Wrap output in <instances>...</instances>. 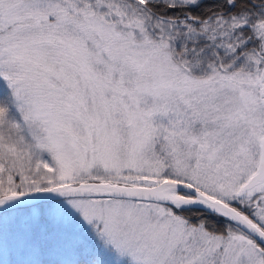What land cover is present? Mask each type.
Here are the masks:
<instances>
[{"label": "snow or ice", "instance_id": "snow-or-ice-1", "mask_svg": "<svg viewBox=\"0 0 264 264\" xmlns=\"http://www.w3.org/2000/svg\"><path fill=\"white\" fill-rule=\"evenodd\" d=\"M0 264H264V0H0Z\"/></svg>", "mask_w": 264, "mask_h": 264}]
</instances>
